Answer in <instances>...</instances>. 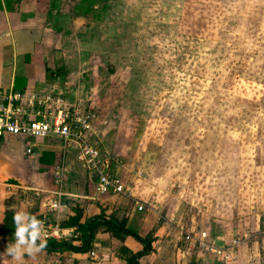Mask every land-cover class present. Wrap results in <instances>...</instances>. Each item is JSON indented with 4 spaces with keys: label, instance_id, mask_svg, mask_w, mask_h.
<instances>
[{
    "label": "rangeland",
    "instance_id": "rangeland-1",
    "mask_svg": "<svg viewBox=\"0 0 264 264\" xmlns=\"http://www.w3.org/2000/svg\"><path fill=\"white\" fill-rule=\"evenodd\" d=\"M75 3L88 22L67 34L65 51L73 67L84 61L80 71L96 74L101 150L112 140L124 165L144 161L149 171H133L162 179L161 194L178 201L186 223L232 222L234 238L260 245L264 0ZM4 138L26 161L24 140Z\"/></svg>",
    "mask_w": 264,
    "mask_h": 264
},
{
    "label": "crops",
    "instance_id": "crops-1",
    "mask_svg": "<svg viewBox=\"0 0 264 264\" xmlns=\"http://www.w3.org/2000/svg\"><path fill=\"white\" fill-rule=\"evenodd\" d=\"M75 1L0 0V101L15 93L28 98L51 95L61 98L66 106L91 109L95 117L88 134L102 147L103 139L107 138L106 129L98 122V104L93 100L96 99V74L80 71L84 61H79L80 67H73L74 59L65 51L73 45L72 40L65 43L67 34H74L82 22H88L77 12ZM16 137L24 140L26 161L17 157L15 148L5 143L4 136L0 137V227L7 213L17 212H25L41 222L58 224L62 229L76 227L79 231L75 220L79 225L96 221L90 249L95 252V258H90L89 251L42 248L31 255L24 251L19 260L13 259L5 253L8 245L16 243V236L0 232V264H126L125 258L143 251V246L128 235L111 234L103 224L106 220L123 223L140 236L151 235L150 249L138 259L139 264H189L191 261L264 264V238L261 246L257 242L250 245L243 242L235 250L233 259L225 262L203 258L194 247L182 241L178 225L190 230L201 226L200 229L209 231L218 246L230 244L237 233L232 222L222 224L215 219L203 227L200 221L190 218L188 224L180 215L177 217L180 204L172 195L161 194L162 179L152 174L140 178L139 171L134 172L133 167L137 165L146 170L144 161L136 162L129 156L130 165H124L122 153L117 156L112 140L108 141L111 149L102 148V155L109 160L110 169L131 186L132 198L95 192V177L77 159L76 149L66 147L60 139L33 138L29 142V138ZM54 192L61 194L60 205L55 211H48L42 206V195ZM136 202L143 206L141 210L137 209ZM159 209L164 212L161 219Z\"/></svg>",
    "mask_w": 264,
    "mask_h": 264
},
{
    "label": "built area",
    "instance_id": "built-area-1",
    "mask_svg": "<svg viewBox=\"0 0 264 264\" xmlns=\"http://www.w3.org/2000/svg\"><path fill=\"white\" fill-rule=\"evenodd\" d=\"M94 116L91 109L66 106L59 97L47 95L28 98L15 93L0 101V137L5 134L25 138L56 137L66 147L76 149L77 159L95 177V192H110L132 198L131 186L110 169V162L102 155L100 143L88 134ZM49 194L42 195V206L48 211H55L59 208L61 194ZM136 204L138 210L143 208L141 204ZM42 226L43 235L37 241L74 243L81 240V232L76 227L62 229L58 224L45 221ZM177 230L182 241L194 247L206 259L223 262L232 260L235 250L244 242L243 238L235 237L230 244L218 246L207 230H190L183 226ZM89 256L94 259L95 252L89 250Z\"/></svg>",
    "mask_w": 264,
    "mask_h": 264
},
{
    "label": "trees",
    "instance_id": "trees-1",
    "mask_svg": "<svg viewBox=\"0 0 264 264\" xmlns=\"http://www.w3.org/2000/svg\"><path fill=\"white\" fill-rule=\"evenodd\" d=\"M15 215L12 213H7L5 222L2 227H0V232L4 233H12L15 234L16 231V225L14 222ZM98 220V219H97ZM71 222L68 223L66 226H70ZM74 224L78 226L81 232V240L79 243H71V242H55L53 240H46V241H36V245L39 246L40 244H44L45 247L43 249H46V246H52L57 247L59 251H71V252H87L92 247V236H93V230L95 226L98 224L96 221L89 222L86 221L82 225L77 224V221H74ZM103 224L106 226L107 230L111 232V234H119V235H128L131 238H133L135 241L140 243L143 246V251L133 253L128 255L125 258L126 264H139L138 259L144 254V251L146 249H150V245L152 242L151 235L146 234L145 236H140L139 234L130 231L125 227L123 223L114 222L112 220H106L103 222ZM89 236V242L87 240ZM54 251V249L50 250ZM189 264H201L200 261H191Z\"/></svg>",
    "mask_w": 264,
    "mask_h": 264
},
{
    "label": "clouds",
    "instance_id": "clouds-1",
    "mask_svg": "<svg viewBox=\"0 0 264 264\" xmlns=\"http://www.w3.org/2000/svg\"><path fill=\"white\" fill-rule=\"evenodd\" d=\"M13 219L16 225V243L7 246L5 255L19 260L24 251L31 255L45 247L43 243L39 246L36 245L37 239H41L43 235L41 221L25 212H17Z\"/></svg>",
    "mask_w": 264,
    "mask_h": 264
},
{
    "label": "water",
    "instance_id": "water-1",
    "mask_svg": "<svg viewBox=\"0 0 264 264\" xmlns=\"http://www.w3.org/2000/svg\"><path fill=\"white\" fill-rule=\"evenodd\" d=\"M87 240H88V242H89V236H88ZM46 249H48V250H52V249H54V250H58L57 247H52V246H46Z\"/></svg>",
    "mask_w": 264,
    "mask_h": 264
}]
</instances>
